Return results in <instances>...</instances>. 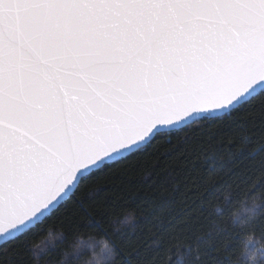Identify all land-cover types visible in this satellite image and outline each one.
Segmentation results:
<instances>
[{"label":"snow or ice","instance_id":"snow-or-ice-1","mask_svg":"<svg viewBox=\"0 0 264 264\" xmlns=\"http://www.w3.org/2000/svg\"><path fill=\"white\" fill-rule=\"evenodd\" d=\"M255 112L264 0H0V242L157 137L230 127L242 162Z\"/></svg>","mask_w":264,"mask_h":264},{"label":"trees","instance_id":"trees-1","mask_svg":"<svg viewBox=\"0 0 264 264\" xmlns=\"http://www.w3.org/2000/svg\"><path fill=\"white\" fill-rule=\"evenodd\" d=\"M258 108L257 102L248 110ZM242 118L250 128L242 162L239 156L229 159L241 149V140L230 127L197 129L187 138L183 133L157 137L145 150L84 178L71 197L40 223L1 245L0 264H33L30 242L49 227L62 229L64 240L41 254V264H60L67 242L78 233L109 239L117 264L125 256L143 264H173L178 250L196 246L197 259L204 264H233L246 233L221 219L215 206L223 204L227 217L228 205L244 195L264 197V161L259 150L249 154L260 142L264 117L255 112ZM214 153L226 162L214 158ZM129 211L134 224L116 230L121 215ZM254 232L264 236V212L258 214Z\"/></svg>","mask_w":264,"mask_h":264},{"label":"clouds","instance_id":"clouds-1","mask_svg":"<svg viewBox=\"0 0 264 264\" xmlns=\"http://www.w3.org/2000/svg\"><path fill=\"white\" fill-rule=\"evenodd\" d=\"M214 158L226 162L222 155L213 154ZM228 201L229 194L224 197ZM230 211L227 217L223 214V204L215 206V213L221 219L229 220L237 228L242 229L246 235L242 238L236 252L233 264H264V236H257L254 232L255 221L259 213L264 212V197L260 195H244L239 201L228 205ZM135 217L132 212L121 215L116 223V230L130 229ZM219 227V225H218ZM64 240L62 229L49 227L43 235L30 242V250L33 264H41V254L58 245ZM199 246L187 248L185 251H177L173 264H204L197 259ZM116 251L113 243L94 233H78L67 242L63 249L60 264H117Z\"/></svg>","mask_w":264,"mask_h":264},{"label":"water","instance_id":"water-1","mask_svg":"<svg viewBox=\"0 0 264 264\" xmlns=\"http://www.w3.org/2000/svg\"><path fill=\"white\" fill-rule=\"evenodd\" d=\"M73 193H74V192H73ZM64 202H65V201H64ZM61 204H62V203H61ZM61 204H60V205H61ZM60 205H59V206H60ZM55 209H56V208H55ZM55 209H54V210H55ZM54 210H53V211H54ZM53 211H52V212H53ZM47 216H48V215H47ZM47 216H45V217H47ZM45 217H44V218H45ZM44 218H43V219H44ZM40 222H41V221H40ZM40 222H37L36 224H38V223H40ZM36 224H35V225H36ZM35 225H34V226H35ZM34 226H33V227H34ZM21 235H22V234H21ZM13 240H14V239H13ZM10 241H11V240H10ZM8 242H9V241H8ZM5 243H7V242H0V246L3 245V244H5Z\"/></svg>","mask_w":264,"mask_h":264}]
</instances>
